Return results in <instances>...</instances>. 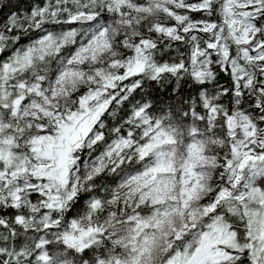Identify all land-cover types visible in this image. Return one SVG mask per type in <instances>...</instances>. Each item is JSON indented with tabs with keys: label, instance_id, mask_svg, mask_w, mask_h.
Segmentation results:
<instances>
[{
	"label": "snow or ice",
	"instance_id": "1",
	"mask_svg": "<svg viewBox=\"0 0 264 264\" xmlns=\"http://www.w3.org/2000/svg\"><path fill=\"white\" fill-rule=\"evenodd\" d=\"M0 264H264V0H0Z\"/></svg>",
	"mask_w": 264,
	"mask_h": 264
},
{
	"label": "trees",
	"instance_id": "2",
	"mask_svg": "<svg viewBox=\"0 0 264 264\" xmlns=\"http://www.w3.org/2000/svg\"><path fill=\"white\" fill-rule=\"evenodd\" d=\"M12 2H13V4H15V3H16V0H12ZM4 11H5V12H7V11H8V9H7V8H5V9H4Z\"/></svg>",
	"mask_w": 264,
	"mask_h": 264
}]
</instances>
